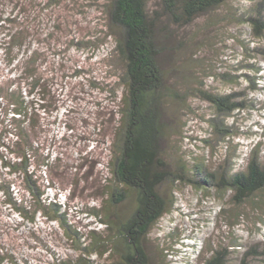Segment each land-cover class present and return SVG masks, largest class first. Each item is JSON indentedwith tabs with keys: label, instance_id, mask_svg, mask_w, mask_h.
I'll list each match as a JSON object with an SVG mask.
<instances>
[{
	"label": "rangeland",
	"instance_id": "obj_1",
	"mask_svg": "<svg viewBox=\"0 0 264 264\" xmlns=\"http://www.w3.org/2000/svg\"><path fill=\"white\" fill-rule=\"evenodd\" d=\"M29 1L21 47H12L14 43L2 31L9 8L0 6V77L18 76L32 64L31 53L38 51L36 65L52 84L39 111L41 129L36 138L43 154L55 162L52 166L35 163L26 172L0 165V258L4 256L0 264H77L83 256L109 264L112 259H106L107 253L81 254L55 219L38 212L31 220L21 209L32 207L29 187L37 183L40 198L61 203L68 222L78 231L106 228L99 216L104 217L110 208L114 156L110 143L119 137L121 119L117 102L122 65L114 51L119 31L109 22L108 0H62L65 5L47 10L48 0ZM154 2L149 0L151 5ZM230 4L177 28L168 45L162 108L169 126L165 151L170 159L182 152L206 154L216 166L226 158L225 142L208 122L217 115L204 97L209 92L214 97V93L238 92L236 100L256 103L251 110H236L224 118L233 131L228 132L232 137L228 151L239 164H245L260 147V155H264V34H253L251 27L235 19L234 13H242L248 0H230ZM110 88L117 96L109 93ZM196 136L200 145L206 146L204 140H209L219 150L211 155L209 148L201 149L193 142ZM0 150H4L1 145ZM163 189L169 196V189ZM14 200L21 203L20 209ZM234 206L228 193L202 194L190 186L174 190L167 212L147 236L154 264H202L209 251L223 245L232 249L230 261L237 264L246 246L264 243V222L260 221L264 209L251 204ZM91 207L101 210L100 215ZM129 209L128 202L121 207L123 212ZM233 213L240 217L234 219ZM176 233L182 242L174 244ZM232 235L239 238L241 249L230 246ZM162 247L168 248L165 256L159 251ZM256 264H264V260L256 259Z\"/></svg>",
	"mask_w": 264,
	"mask_h": 264
},
{
	"label": "trees",
	"instance_id": "obj_2",
	"mask_svg": "<svg viewBox=\"0 0 264 264\" xmlns=\"http://www.w3.org/2000/svg\"><path fill=\"white\" fill-rule=\"evenodd\" d=\"M248 1L242 13H234L235 19L251 27L253 34L262 35L264 0ZM28 2L0 0V6L9 8L7 17H3L7 24L2 31L14 43L12 47H21L26 38L25 6ZM47 4L45 10L60 7L63 2L48 0ZM229 4L230 0H156L152 5L149 0L107 1L109 22L119 31L114 51L122 65V73L119 75L121 94L117 102L121 113L119 137L110 143L114 153L111 161L110 208L101 217V210L91 207L106 228L90 233L78 231L68 222L67 211L61 203L40 198L37 183L29 187L31 199L28 202H32V207L24 206L21 209L25 218L34 220L40 212L49 219H55L81 254L104 256L107 253L106 259H112L109 264H154L147 249V236L167 212L174 190L190 186L202 194L228 193L234 207L251 204L264 209V155H260L263 148L258 145L259 151L255 150L245 164L233 161L230 157L232 153L228 151V141L232 138L228 132H233L230 129L232 126L224 121V118L233 116L236 110L255 108L254 101L236 100L238 92L214 93L215 97L209 95L211 92L204 94L219 115L210 117L211 130L225 142L222 147L225 148L226 158L218 165L210 164L206 154L182 152L175 159H170L165 151L169 126L162 108L166 96L164 59L171 50L168 45L172 35L177 28L191 25L199 17L226 8ZM35 5L43 8L40 2H35ZM55 27L60 29V24ZM30 57L32 64L25 66L18 76L0 77V145L4 148L0 150V165L24 172L35 163L52 166L55 162L43 154L36 138L41 129L39 111L45 106L44 99H47L52 83H48V75L46 72L44 76L41 75V67L36 65L38 51L31 53ZM108 91L112 92L113 97L117 96L114 88ZM221 125L224 127L221 128ZM194 138L193 142L198 143V136ZM204 143L206 146L198 143V147L209 148L211 155L219 150L209 140H204ZM164 186L169 189V196ZM126 202L130 209L125 213L121 207ZM13 204L19 205L16 208L20 209L21 203L14 200ZM114 206L119 209L114 211ZM232 215L234 219L240 217L238 213ZM260 221L264 222V218ZM229 231L233 234L234 230ZM177 234H173L174 244L182 242L180 233ZM165 238L170 242V236ZM166 239L161 241L165 243ZM230 246L241 249L242 243L232 235ZM162 248L159 251L165 256L164 250L168 248ZM230 250L223 245L209 251L211 254L205 257L202 264H231ZM244 250L237 264H256V259L264 260V243H253ZM2 260L4 256L0 258ZM78 263L107 264L88 260L87 256H83Z\"/></svg>",
	"mask_w": 264,
	"mask_h": 264
}]
</instances>
